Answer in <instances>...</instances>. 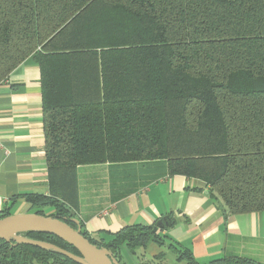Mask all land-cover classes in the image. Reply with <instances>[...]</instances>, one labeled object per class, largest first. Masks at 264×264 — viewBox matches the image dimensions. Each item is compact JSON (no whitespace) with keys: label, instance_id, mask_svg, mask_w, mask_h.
I'll list each match as a JSON object with an SVG mask.
<instances>
[{"label":"trees","instance_id":"obj_1","mask_svg":"<svg viewBox=\"0 0 264 264\" xmlns=\"http://www.w3.org/2000/svg\"><path fill=\"white\" fill-rule=\"evenodd\" d=\"M28 59L41 71L50 183L48 196L24 195L37 213L80 219L123 264V246L165 238L157 224L93 237L76 212L81 166L155 164L157 178L206 183L227 214L264 211V0H0V83ZM26 234L80 255L54 234ZM168 247L175 264H200ZM0 264L81 263L0 239ZM205 264L263 263L228 253Z\"/></svg>","mask_w":264,"mask_h":264},{"label":"crops","instance_id":"obj_2","mask_svg":"<svg viewBox=\"0 0 264 264\" xmlns=\"http://www.w3.org/2000/svg\"><path fill=\"white\" fill-rule=\"evenodd\" d=\"M103 166L102 184L82 187L79 177L76 212L93 237L109 241L128 225H153L164 217L171 222L159 229L165 244L152 242L139 248L142 259L135 264L151 262L160 253L165 257L159 264L173 260L159 250L169 249V243L191 250L200 264L228 253L264 264V211L227 214L223 201L209 193L206 183L184 175L157 178L162 168L155 164ZM120 166L126 168L117 170ZM28 193L50 195L41 71L33 59L0 83V212L6 206H11L12 214L36 212L24 197Z\"/></svg>","mask_w":264,"mask_h":264},{"label":"water","instance_id":"obj_3","mask_svg":"<svg viewBox=\"0 0 264 264\" xmlns=\"http://www.w3.org/2000/svg\"><path fill=\"white\" fill-rule=\"evenodd\" d=\"M67 218L43 215L37 212L14 213L0 218V239L16 241V243L31 244L43 249L63 253L81 264H122L116 256L106 247H98L82 233L81 221L78 218ZM160 228L169 225L168 217L157 222ZM40 231L54 234L74 246L80 255L68 252L55 244L32 238L11 237L22 232Z\"/></svg>","mask_w":264,"mask_h":264},{"label":"rangeland","instance_id":"obj_4","mask_svg":"<svg viewBox=\"0 0 264 264\" xmlns=\"http://www.w3.org/2000/svg\"><path fill=\"white\" fill-rule=\"evenodd\" d=\"M137 165H135L136 167ZM105 167L103 166V164H99V165H85L82 168H80L79 170V177H80V182L82 187H86L89 188V186L91 184H102L104 181V176L106 174V171L104 169ZM120 169L117 170H124L126 167L120 166ZM120 175V174H119ZM122 175V174H121ZM120 175V176H121ZM52 208L51 207H47L45 209V212L47 214H50L52 212ZM20 238L24 237V238H28L26 232H22L17 234ZM160 251H164L167 253V256H172V259H168L166 258V260L164 262H162L161 264H173V261L175 260V255L170 252V250L167 248V246H164L162 248L159 247ZM142 249H139L136 251V254L131 253L127 247L123 246L121 249V255L123 258V261L127 262V264H135L137 262H139L142 259ZM151 258V255L148 251V254L146 256V259L149 260ZM184 264V263H183Z\"/></svg>","mask_w":264,"mask_h":264},{"label":"bare ground","instance_id":"obj_5","mask_svg":"<svg viewBox=\"0 0 264 264\" xmlns=\"http://www.w3.org/2000/svg\"><path fill=\"white\" fill-rule=\"evenodd\" d=\"M11 237H16V238H19V236L17 234H13L11 235ZM22 238V237H21Z\"/></svg>","mask_w":264,"mask_h":264}]
</instances>
